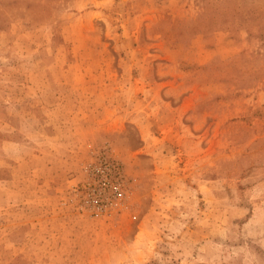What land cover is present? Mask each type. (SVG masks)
I'll return each mask as SVG.
<instances>
[{
	"label": "rangeland",
	"instance_id": "374dc122",
	"mask_svg": "<svg viewBox=\"0 0 264 264\" xmlns=\"http://www.w3.org/2000/svg\"><path fill=\"white\" fill-rule=\"evenodd\" d=\"M0 264H264V0H0Z\"/></svg>",
	"mask_w": 264,
	"mask_h": 264
}]
</instances>
